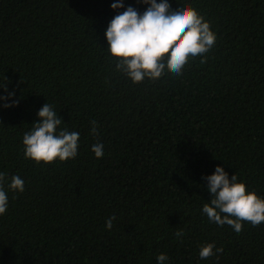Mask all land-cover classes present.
I'll list each match as a JSON object with an SVG mask.
<instances>
[{
    "label": "trees",
    "instance_id": "obj_1",
    "mask_svg": "<svg viewBox=\"0 0 264 264\" xmlns=\"http://www.w3.org/2000/svg\"><path fill=\"white\" fill-rule=\"evenodd\" d=\"M115 2L0 0V172L25 189L5 184L0 240H264V223L237 234L202 213L216 166L264 198V0H169L204 16L216 44L182 75L136 84L115 70L104 33L128 6L148 5ZM46 102L79 133L74 159L24 157ZM212 242L223 252L201 259ZM161 253L165 264H264V241H0V264H158Z\"/></svg>",
    "mask_w": 264,
    "mask_h": 264
},
{
    "label": "clouds",
    "instance_id": "obj_2",
    "mask_svg": "<svg viewBox=\"0 0 264 264\" xmlns=\"http://www.w3.org/2000/svg\"><path fill=\"white\" fill-rule=\"evenodd\" d=\"M148 5L142 12L128 6L122 13L115 15L104 33L109 57L115 61V70L124 74L133 84L142 83L145 79L157 80L165 72L180 76L190 60L201 57L205 63L207 54L216 44V33L195 8L189 4L171 10L169 0H138ZM112 10L124 8L123 0L111 4ZM0 88L7 91L6 83ZM14 93H8L10 98ZM6 97L0 96V100ZM4 104L3 107L16 106ZM38 122H33L31 129L23 134L25 159L35 163L51 164L59 160L64 162L74 159L79 147V133L62 127L65 123L58 116L53 105L44 103L37 113ZM90 134L98 132L96 121H91ZM91 151L96 158L104 155V145L96 143ZM207 180L209 203H205L202 213L210 222L223 226L225 224L239 234L243 225L249 223L258 226L264 223V198L255 191H248L243 181H238L236 174L229 178L223 167L216 166L213 174L203 177ZM22 193L24 180L18 175L10 178L0 172V215L8 209V195L5 190ZM117 218L109 217L105 228L111 230ZM175 235L182 237L184 231L178 230ZM223 252L215 242L201 246L199 257L207 259ZM169 258L161 253L157 256L158 264H165Z\"/></svg>",
    "mask_w": 264,
    "mask_h": 264
}]
</instances>
